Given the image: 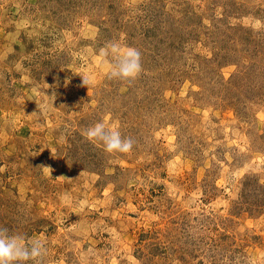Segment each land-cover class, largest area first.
Returning <instances> with one entry per match:
<instances>
[{"label":"rangeland","instance_id":"obj_1","mask_svg":"<svg viewBox=\"0 0 264 264\" xmlns=\"http://www.w3.org/2000/svg\"><path fill=\"white\" fill-rule=\"evenodd\" d=\"M0 226L45 264H264V0H0Z\"/></svg>","mask_w":264,"mask_h":264},{"label":"clouds","instance_id":"obj_2","mask_svg":"<svg viewBox=\"0 0 264 264\" xmlns=\"http://www.w3.org/2000/svg\"><path fill=\"white\" fill-rule=\"evenodd\" d=\"M100 55L109 61L108 78L133 82L142 73L141 52L135 47H123L119 42H109L100 49ZM83 85L92 83L89 77H82ZM89 142L103 147L107 154H129L134 141L122 137L116 128L106 127L98 122L84 132ZM52 171L50 167H44ZM48 255L46 244L38 239H28L20 233H10L0 226V264H45Z\"/></svg>","mask_w":264,"mask_h":264}]
</instances>
